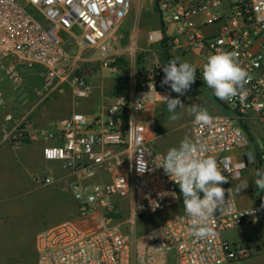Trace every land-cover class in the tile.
Instances as JSON below:
<instances>
[{"label":"built area","instance_id":"obj_1","mask_svg":"<svg viewBox=\"0 0 264 264\" xmlns=\"http://www.w3.org/2000/svg\"><path fill=\"white\" fill-rule=\"evenodd\" d=\"M132 7L133 0H0V71L40 65L49 70L50 81L62 78L78 99L87 98L95 72L79 71L86 52L116 73L122 54L133 60L138 50L134 40L119 50L112 37ZM157 13L159 25L148 34L149 44L193 57L195 82L203 80L204 64L220 51L235 52L251 77L243 101L220 100L224 113L211 115L212 125L191 124L197 155L216 158L230 179L221 185L227 190L245 171L264 168V0H157ZM65 35L77 45L75 55L65 49ZM163 75L160 64L131 72L139 79L133 78L130 94L120 95L99 121L79 112L48 128L25 121L5 137L15 149L55 142L44 157L69 173L34 178L39 187L63 182L77 206L75 218L37 236V264H234L251 256L248 241L230 242L223 234L264 221V200L240 208L234 190L233 209L214 212L210 236L195 237L184 210L142 234L134 232L141 217L179 204V186L156 167L162 161L155 158L163 154L153 143L162 133L155 119L141 117L165 103L158 94L169 96L158 90ZM149 85L158 94L153 89L144 99ZM137 101L143 102L134 107ZM139 164L146 166L143 173ZM257 195L264 199V191ZM228 198L226 192L225 202ZM251 209L254 214L247 213Z\"/></svg>","mask_w":264,"mask_h":264},{"label":"rangeland","instance_id":"obj_2","mask_svg":"<svg viewBox=\"0 0 264 264\" xmlns=\"http://www.w3.org/2000/svg\"><path fill=\"white\" fill-rule=\"evenodd\" d=\"M20 1L25 2L26 0ZM157 14V0H133L130 14L114 30L112 37L119 50H124L132 40L138 43L141 38L144 46L148 44L143 50L138 44V50L133 60L128 52L122 54L117 66H127V74L124 72L122 73L123 76L126 75L128 77L131 69L133 73L135 70L138 73L141 68L145 70L153 68L156 64L161 66L166 64L164 55L159 47L150 45L147 41L148 34L159 25ZM77 50V48L72 49L73 53L71 52V55H75ZM170 54L174 58H180V55L174 51H170ZM187 62L193 64V57L187 59ZM102 74L111 79L120 78L119 74L111 73L110 71H102ZM129 80H127V85L122 82L124 89L120 94H130ZM161 81L159 82V87L162 90L171 91V98H179L185 107L192 104H199L205 107L202 104L203 100L214 99L212 90L203 83L199 87L193 83L190 89L183 96H180L173 92L168 85L162 87ZM55 84L56 81L52 82L49 79V70L40 66H23L12 71L5 68L0 71L1 145L9 146L10 143L5 140V137L14 129L22 126L25 121L31 123V120L35 117H40V119L35 125L31 123L33 126L50 127L51 123L56 122L53 120L55 115H59L58 117L56 116V119L64 118L72 112L78 111V107L81 104L87 103L93 105L95 114L100 116L97 110L104 101L105 95L103 96V93H100V90L97 89L99 85H96L97 87L92 86L94 92L91 91L87 98L78 99L74 94V89L68 83L64 82V86L60 89L54 88ZM72 105L76 106V110H71ZM14 112H21V117H27L24 123L16 125L15 121L18 120V116H15ZM161 114L165 115L169 123V133L164 138V141H169V148L177 147V145H171L170 140L179 133L190 130V121L194 117L188 114L187 109H179V105L176 112L178 119H170L173 113L168 111L166 104ZM9 116H13V118L8 120ZM47 120L51 123L46 126L44 122ZM160 141L153 143L155 152H163L158 148ZM21 148L17 150H21ZM169 148L164 149L168 151ZM22 160L24 161V158ZM46 163L49 162L46 160ZM126 168H129L128 164H126ZM17 170L14 172L12 167L0 165V264H37L36 239L38 234L58 224L66 215L65 210L69 207H74L72 216L65 218L61 222L75 218L77 206L71 192L66 190L63 182L39 187L32 181V185L29 186L26 183L27 172L24 164ZM56 170L59 172L56 179L69 175L68 171L63 168ZM59 191L65 196L68 195L70 200L66 201L63 196L64 201L61 197H58L56 192ZM240 193H238L239 196L241 195ZM178 196L180 204H183L180 188H178ZM181 208L178 204L164 212L141 217L137 221L135 234H142L166 221L181 212ZM223 237L230 242L248 241L250 244L251 256L234 264H264V221L227 231L223 234Z\"/></svg>","mask_w":264,"mask_h":264},{"label":"clouds","instance_id":"obj_3","mask_svg":"<svg viewBox=\"0 0 264 264\" xmlns=\"http://www.w3.org/2000/svg\"><path fill=\"white\" fill-rule=\"evenodd\" d=\"M162 70L164 77L161 86L168 85L173 92L180 96H183L196 80L194 66L179 57L169 60L162 66ZM202 74L204 84L212 90L217 99L231 101L238 96L242 101L245 99L247 95L245 86L251 77L239 62L235 52L220 51L211 55L203 66ZM149 89V92L144 95V99L150 96L153 89L155 90L153 85L151 87L149 85ZM158 95L163 98L168 111L173 113L170 117L171 120L178 119L176 112L179 105V109H187L188 114L194 117L196 125L205 127L213 124L214 118L205 107L199 104L185 107L179 98ZM142 102L137 101L134 107ZM198 151L197 145L186 136L181 140L179 146L170 148L162 157L155 159L162 161L156 167L163 168L170 180L180 188L184 211L192 218V234L197 238H204L213 234L209 221L214 217V212L217 209L221 213L233 209L234 206L230 202V197L234 189L230 187L226 190L221 187L230 179L222 173L216 158L198 156ZM250 162H252L251 158H249ZM145 170L146 166L142 168L139 164L138 171L143 173ZM255 177L256 188L264 191V168L257 169ZM247 187L248 182L241 181L239 185L235 186V193L238 194ZM226 192L229 197L227 202H225ZM170 194L176 195L175 193ZM261 208H264V203L261 204ZM247 213L254 214L252 209Z\"/></svg>","mask_w":264,"mask_h":264},{"label":"crops","instance_id":"obj_4","mask_svg":"<svg viewBox=\"0 0 264 264\" xmlns=\"http://www.w3.org/2000/svg\"><path fill=\"white\" fill-rule=\"evenodd\" d=\"M64 41H65L64 42L65 49L68 51V53L72 54L73 53L72 49H76L77 45L75 44V42L72 40V38L69 35H65ZM147 41H148V38H147ZM138 44L141 47V50H143L145 47L148 46V44H147V46H144V42L142 41V38L140 39V41L138 40ZM84 57H85L84 61L79 63V65H78L79 71H90V70L95 71L94 76H92L90 78L91 88H92V86L97 87L96 85H99L98 86L99 88H97V89L100 90V93L101 92L103 93V96L105 95L104 101L102 102L100 108H98V110H97V111H99L100 116L95 114L96 112L93 108V105L87 103V104H83V105L81 104V106L78 107V111H74V110H76V108H75L76 106L72 105L71 110L74 112H72L71 114H69L66 117L71 116L73 113L79 112V113H82V114L90 117L93 121L94 120L99 121L100 119H103L105 117L106 109L110 105H112L120 95H122V94H120L121 91L124 89V87L122 86V82H124V85H127L128 84L127 80L130 79L129 84L131 85L134 77H132L131 73H130L128 75V77H126V75H124L125 76V78H124L122 73L125 72L127 74V66L123 65L122 67H118V72H116L117 74L120 75V78H115V79L108 78L102 74V71H110V70L101 67V64L97 60V55L95 53L86 52L84 54ZM189 58H190V56H188V55H186V56L180 55L181 60L187 61V59H189ZM35 66H40V65H35ZM40 67H43V66H40ZM45 69H47V68H45ZM58 71L65 72L66 69L59 68ZM130 72H133V71H130ZM138 73H139V71H138ZM62 74H64V73H62ZM136 79L138 80L139 77L134 78V80H136ZM120 80H122V81L120 82ZM159 82H158V90L161 92L167 93L171 97V95H172L171 91L162 90L159 87ZM194 83H195V85H197L199 87V85L196 82H194ZM202 83L204 84L203 80L201 81L200 84H202ZM115 85H116V87H115ZM63 86H64L63 79L62 78L59 80L56 79V84L54 85V88L60 89ZM91 91H93V88L91 89ZM202 102H203L202 104L205 106V108L208 109L210 115H220V114L224 113V109L222 108V106L219 105L218 103H216L214 99L213 100L209 99L207 101L203 100ZM165 104L166 103H159L155 106H152L151 110H149L148 112L144 113L141 116L144 119H148V120L149 119H155L156 120L157 129L162 133V135L159 138H157L154 141V143L161 140L158 144V148L160 149V151H163V152H160L163 155L166 154V152H167L164 148H166V149L169 148L168 147L169 141L168 140L164 141V138L169 133L168 132L169 123L167 122L165 115L161 114ZM20 113L14 112V115L18 116L17 117L18 120L15 121V123H17L16 125H20L21 123H24V121L27 118L26 116L21 117L20 115L22 113L21 114ZM56 116L58 117L59 115H55V119H53V120L58 121V120L62 119V118L56 119ZM66 117H64V118H66ZM38 119H40V117L39 118L35 117L34 119L31 120V123L33 125L37 124L39 121ZM193 121H194V118L190 121V126H191ZM44 123L47 126L51 122H49V120H47ZM48 127H45V128H48ZM36 128H43V127L38 126ZM186 136L189 137L193 141L192 127L187 132L179 133L178 135L173 137L170 140L171 145L179 146L181 140H183ZM53 144H56V143L55 142L45 143L42 141L30 142V143L24 144L22 146L21 150H17L15 148H13L11 145H9V146L1 145V142H0V165H6V166L8 165L9 167H12V169L15 172V171H18L17 169L22 167V165L24 164L26 172H27V182L26 183L29 186L32 185V181L34 182V178L37 176H52V177L56 178V177H58V173H59V172H57L58 170H56V169H59V168L62 169L60 163L56 162V161H48L49 163H46V160L44 159L45 148L50 146V145H53ZM23 158H24V161L22 160ZM255 178L256 177H255L254 171H252V170L245 171L243 174V177L240 180H237L232 184L233 189L235 191V186L239 185L241 183V181H247L248 182V187L246 189H243L240 191L241 195L239 196L238 194H236L238 206L240 208L253 207L262 201V197L259 198L257 195L258 191H260V190H258L255 186V183H254ZM260 192H262V191H260ZM56 195L58 197H61L62 200H64L63 196L65 197L66 201L70 200L68 195L65 196V194H63L60 191L56 192ZM73 211H74L73 206L67 208V210H65L66 215L60 220V222L58 224L65 222V221L61 222L65 218L71 217L73 214ZM58 224H56V225H58Z\"/></svg>","mask_w":264,"mask_h":264},{"label":"trees","instance_id":"obj_5","mask_svg":"<svg viewBox=\"0 0 264 264\" xmlns=\"http://www.w3.org/2000/svg\"><path fill=\"white\" fill-rule=\"evenodd\" d=\"M161 52H162L163 55H164V58H165L166 63H167L169 60H171V59L174 58V57L171 56V54L165 49L164 46L161 47ZM121 81H122V80H120V82H121ZM196 83H197L198 85H200L201 82H196ZM119 87H120V86H119ZM213 98H214V100H215L216 103H218L219 105L222 106L221 101H220L219 99H217L214 95H213ZM222 108L224 109L223 106H222ZM262 200H264V199H262ZM181 204H182V203H181ZM181 204H180V199H179V205L182 207L181 209L184 210V205H183V204L181 205Z\"/></svg>","mask_w":264,"mask_h":264}]
</instances>
